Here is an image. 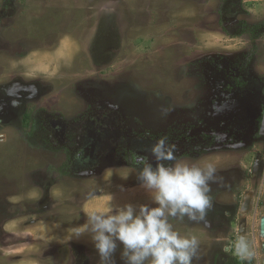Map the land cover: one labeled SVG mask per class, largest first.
<instances>
[{
	"label": "rangeland",
	"instance_id": "374dc122",
	"mask_svg": "<svg viewBox=\"0 0 264 264\" xmlns=\"http://www.w3.org/2000/svg\"><path fill=\"white\" fill-rule=\"evenodd\" d=\"M3 1L0 42L7 45L0 46V83L22 76L38 82L42 92L19 114H0V222L3 214L14 217L1 223L5 231L0 235V264H99L89 235L69 241L72 229L86 222L89 211L105 210L109 203L152 206L122 152L108 155L129 141L115 125L119 135L104 140V148L90 136L81 138L83 142L73 138L67 146L46 144L41 138H58L57 132L50 131L51 136L39 131L40 126L22 124L21 113L40 125L45 114L72 118L84 111L86 101L96 100V115L112 107L115 121L124 122V128L135 131L138 123L162 128L173 120L170 109L187 106L189 93L194 108L209 92L202 59L206 51L236 48L247 41L235 32L238 22L256 24L254 43L264 52V0H30V9L25 0H11L14 6L25 4L23 11ZM96 42L100 45L94 46ZM19 43L30 46H16ZM77 144H89L92 158L83 168L75 165L78 172L64 173L67 150L75 152ZM249 161L243 162L245 168ZM242 189L255 193L245 215L246 235L255 264H264L259 249L263 237L258 236L263 179L255 188L247 181ZM236 238L234 233L230 243H219L218 248L230 245L234 250ZM199 252L197 248L196 255ZM116 264H122L119 249Z\"/></svg>",
	"mask_w": 264,
	"mask_h": 264
},
{
	"label": "flooded vegetation",
	"instance_id": "af4514ba",
	"mask_svg": "<svg viewBox=\"0 0 264 264\" xmlns=\"http://www.w3.org/2000/svg\"><path fill=\"white\" fill-rule=\"evenodd\" d=\"M3 2L6 7L14 8L17 11L24 9L27 4L30 9V0L24 1L26 5L23 3L24 5L16 4L15 6L14 2L11 5V0ZM40 2L45 1L40 0ZM2 16L1 12L0 19ZM225 25L229 28L228 22ZM255 25L249 22L245 23V21L238 22L236 25L239 29L235 32L244 35L246 39L248 38L246 42L242 43V46L231 49L226 46L224 49L206 51L202 59L205 64L204 84L209 87V92L205 97H201L195 102L194 108H192V93H189L187 106L179 110L177 108L170 109L168 114L172 115L173 120L167 122L162 128L154 129L149 128L150 126L146 128L142 123L135 125V128L137 127L135 131L129 130L127 127L124 128V122L117 123L115 121L113 116H116V111L112 110V107L107 111L100 109V115H96L99 112V108H97L99 103L96 100L86 101L84 111L72 118L54 115L50 118V114L49 117H46L45 114L40 125L34 124V121L30 123V119L28 121L29 114L24 111L21 113L24 122L22 124L30 125V127L40 126L39 131H48L51 136L54 134H51L50 131H56L59 135L58 138H41V140L46 144L62 146H67L73 138L78 141L79 138L84 139V136L85 138L90 136L92 142L98 143V148H104V140L118 137L119 130H122L126 137L125 141H129V145L118 144L120 146L113 147L112 150H109L108 155L112 151L122 152L123 160L128 166L135 168L137 175L138 171L135 165L137 156L146 157L155 165L156 162L152 158L150 148L161 137L175 145V155L178 158L189 163L213 162L216 174L214 180L210 182L211 206L206 209L204 219L192 221L187 218L184 220L172 218V225L176 231L197 239L200 252L195 256L192 264H206L207 262L208 264H255V258L251 251L249 256H243L239 245L241 236L239 226L244 222V234L246 235L248 222L245 215L253 207L255 199L253 189L246 191L242 188L247 181L251 182L254 188L261 178L264 182V133L260 131L264 118V70L258 68L260 57L264 52L260 53L259 47L255 46L254 41L257 40L256 35L259 34L256 33ZM6 45L0 42V46ZM93 45L99 46L100 44L96 42ZM16 46L30 45L19 43ZM262 63L264 64V61ZM32 86L35 87V94H33ZM39 88L38 82H30V79L26 80L22 76L0 83V107H5L3 113L0 111V114L15 116L20 113V109H28L32 100L39 99V93L42 92L39 91ZM88 94L97 95L98 93L88 91ZM185 98L186 96L182 100L185 101ZM146 107H148L147 104L143 108ZM1 120L2 118H0ZM179 120L184 122L178 125ZM115 125L120 126L117 132H115ZM215 133L224 135L217 138ZM30 135L33 134L30 133ZM82 139L81 142H83ZM88 145L77 144L75 152L67 150L66 159L62 162L65 163L64 173L73 170L75 165L83 168L84 162L92 158V150ZM247 158L250 159V163L249 167L245 168L243 162ZM257 159L258 167L254 170ZM73 171L78 172V170ZM246 193L251 195L250 205L247 211L242 212L241 204ZM260 200L259 198L258 202ZM261 202L264 204V197ZM0 207L3 208L1 202ZM263 216H259L258 219V236L260 238L263 237L260 234V222ZM13 218L12 215H2L1 236L5 231L1 228L2 221L6 220L5 223H8ZM234 233L237 235L236 250H232L230 245L224 246L223 250L218 248L219 243L222 245L230 243V238ZM246 238L250 248V240L247 235ZM262 239L259 246L260 252H262L264 237ZM202 257L207 260L206 263L201 259ZM262 261L264 263V254ZM81 262L78 261V264H85L84 260Z\"/></svg>",
	"mask_w": 264,
	"mask_h": 264
},
{
	"label": "clouds",
	"instance_id": "9594fccd",
	"mask_svg": "<svg viewBox=\"0 0 264 264\" xmlns=\"http://www.w3.org/2000/svg\"><path fill=\"white\" fill-rule=\"evenodd\" d=\"M150 152L155 165L143 156H137L135 165L137 180L149 192L152 206L109 203L105 210L89 211L86 222L72 229L69 241L89 235L99 264H116L118 249L122 264H192L196 256L197 239L181 235L170 221L204 219L211 206L215 164L178 158L175 145L164 137L156 140Z\"/></svg>",
	"mask_w": 264,
	"mask_h": 264
},
{
	"label": "water",
	"instance_id": "95a60500",
	"mask_svg": "<svg viewBox=\"0 0 264 264\" xmlns=\"http://www.w3.org/2000/svg\"><path fill=\"white\" fill-rule=\"evenodd\" d=\"M260 131L262 133H264V118L262 121V125L260 127ZM258 167V159L255 161L254 164V170H256ZM250 199H251V195L250 193H246L244 195V200L241 204V211L245 212L248 210L249 205H250ZM245 232V224L244 222H242L239 226V233L241 234L240 238H239V245H240V251L241 254L243 256H249L250 254V248H249V244H248V240L246 238V235L244 234ZM260 234L264 237V216L261 218V222H260ZM262 253L264 254V241L262 242V249H261Z\"/></svg>",
	"mask_w": 264,
	"mask_h": 264
}]
</instances>
